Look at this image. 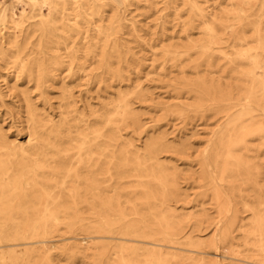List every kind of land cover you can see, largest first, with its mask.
I'll return each mask as SVG.
<instances>
[{
	"label": "bare ground",
	"instance_id": "obj_1",
	"mask_svg": "<svg viewBox=\"0 0 264 264\" xmlns=\"http://www.w3.org/2000/svg\"><path fill=\"white\" fill-rule=\"evenodd\" d=\"M6 1L0 0V59L14 65L16 78L21 75L28 83L34 81L41 95L65 61L53 48L62 43L54 40L57 31L69 26L67 21L97 16L106 7L130 2ZM239 3L245 5L248 0ZM239 3L225 12L238 21L227 24L217 14H209L199 0H188L191 12L203 22L202 38L194 39L186 29L189 45L184 52L221 50L224 38L218 26H223L237 41L233 54H224L232 57L231 67L245 82L226 88L204 77L186 81L200 99L193 110H201L207 102L216 111L226 107L221 111L225 120L200 160V179L211 185L215 217L205 208L179 213L171 204L185 202L188 196L177 182L178 170L159 162L163 134L151 140L144 153L131 149L130 143L117 151L109 149L123 140L117 120L129 121L135 130L142 127L125 94H119L110 112L79 113L76 103L68 100L73 95L65 86L67 106L56 121L39 110L28 90L19 89L27 140L8 138L0 126V264H55L56 250L61 257H91L92 264H264V171L246 155L253 140H262L264 147V22L245 21L248 15ZM25 16L35 19L31 27L41 35L35 56L33 51L25 52L30 35L20 41L2 32L4 27L22 25ZM122 20L116 13L112 24ZM243 25L254 29L253 44L241 33ZM98 31L113 34L102 28ZM120 48L115 41L104 45L99 54L101 67L118 78L122 70H112L110 65L112 59L122 60ZM163 49L164 61L181 54L173 44ZM137 67L134 70L141 72ZM6 84L11 91L19 88L15 82ZM125 169L135 173L127 176ZM125 178L137 181L130 198H125ZM245 188L251 189L247 196ZM208 228L209 236L203 233Z\"/></svg>",
	"mask_w": 264,
	"mask_h": 264
},
{
	"label": "rangeland",
	"instance_id": "obj_2",
	"mask_svg": "<svg viewBox=\"0 0 264 264\" xmlns=\"http://www.w3.org/2000/svg\"><path fill=\"white\" fill-rule=\"evenodd\" d=\"M239 1L199 0L209 14H217L227 24L238 21L234 15L231 17L225 12L237 8ZM263 2L264 0H248V4L239 3L243 6V12L248 15L244 18L245 21L264 22V7L261 8ZM43 11L45 14L48 12L47 8ZM116 13L123 16L124 20L112 24ZM16 14L19 16L20 10ZM84 17L67 21L69 26L58 30V36L54 37V40L62 42L54 44V51L59 52L65 61L63 67L53 72L54 75L46 85V94L41 95L33 86L34 81L28 83L21 75L16 78L14 65H5L0 59V87L4 93L3 98H0L1 128L12 140L18 138L25 142L28 138L25 108L20 101L19 89L28 90L39 110L56 121L60 120L61 112L67 106L63 93L65 86L69 87L73 95L68 100L76 103L79 113L89 114L93 110L110 112L119 94H125L132 110L140 118L142 127L135 130L129 121L117 120L115 126H119L123 140L119 146H109V149L117 151L130 143L131 149L144 153L145 146L163 134L165 144L159 149V162L178 170L177 182L188 196L185 202L175 200L171 204L178 208L179 213L197 212L205 208L209 215L215 217L216 206L209 194L211 185L200 179V160L202 153L210 148L214 131L225 120L221 111H225L226 107L222 106L221 110L216 111L207 102L201 110H193L200 99L189 90L193 85H187L186 81L197 82L204 77L218 81L226 88L236 83H245L241 80V74L231 67L232 57L228 58L224 54H233L235 49L232 46L237 44L233 38L235 36L223 26H218L224 38L221 50L205 53L204 49H193L185 53V45H189L186 29H190L193 38L199 41L202 38L203 24L191 12L188 0H130L125 6L113 9L106 7L97 16ZM23 19L25 22L19 27H4L2 32L6 36L14 34L20 41L24 40L25 35H30L25 52L30 54L33 51L32 56H35L41 35L31 27L35 19H28L26 16ZM76 22L78 25L74 26ZM100 28L113 34L100 33ZM239 29L248 37L250 44H253L252 26L243 25ZM108 35L111 36L107 41ZM115 41L121 46L123 57L122 60L112 59L110 67L112 70H122V77L119 78L114 77L113 73L99 63L101 48L106 44L112 46ZM169 44L179 48L181 54L178 58L164 61L163 48ZM238 61L246 65L242 60ZM136 66L141 72L134 70ZM6 82H15L19 88L11 91ZM71 119L76 122L74 117ZM250 146L252 150L246 155L252 162L261 164L264 171L262 140H253ZM125 173L129 176L135 171L125 169ZM124 180L125 198H130L137 181L133 178ZM243 193L247 196L251 189L245 188ZM242 215L247 217L246 221L250 220L248 213ZM210 230L208 228L203 233L209 236ZM236 236L238 237V232ZM236 242L238 243V239ZM54 254L55 264H92L93 261L91 257H61L57 250Z\"/></svg>",
	"mask_w": 264,
	"mask_h": 264
}]
</instances>
